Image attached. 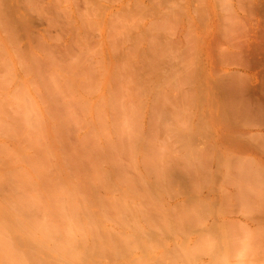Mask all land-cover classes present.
<instances>
[{"label": "rangeland", "instance_id": "obj_1", "mask_svg": "<svg viewBox=\"0 0 264 264\" xmlns=\"http://www.w3.org/2000/svg\"><path fill=\"white\" fill-rule=\"evenodd\" d=\"M169 9L168 0H0V104L9 107L0 109V264L37 255L42 264H264V203L229 199L231 185L216 190L208 159H194L181 85L190 56Z\"/></svg>", "mask_w": 264, "mask_h": 264}, {"label": "bare ground", "instance_id": "obj_2", "mask_svg": "<svg viewBox=\"0 0 264 264\" xmlns=\"http://www.w3.org/2000/svg\"><path fill=\"white\" fill-rule=\"evenodd\" d=\"M163 1H165V0H163ZM168 1H170V6H173L175 8L176 15H177L178 21H179V24L176 23V25L178 24L179 28H180L179 44L182 48V50H180V51H182V54H184L185 56H187L188 54L190 56V58L188 59L189 61L187 62V60H186L185 65L183 64L184 60L182 62L180 61L182 64L180 62L179 63L181 65H183V66H181V74H183L186 77V78L185 77L184 78L187 80V82L185 83L186 85H184V84H181V85H183L182 86L183 88L185 86H188V90H185L184 92H187V94L190 95L189 98L187 97L188 95L185 97H187L190 100V102H191L190 105L192 107V109H191L192 110L191 111L192 112L191 113L192 114V117H191L192 127L190 128V131L192 130L191 131L192 137L189 136L190 137L189 139L192 138L190 141L192 142V146H193L192 148H193L194 154L196 155V157H194L195 155H193V157L196 161H198V163H199L198 165H201V166L205 165V164L203 165V163L205 161L207 162V160H205V158L208 159V163L205 162L206 164H208V166H206V167L209 170H211L212 185L215 187L216 190L219 191V189L222 187L227 188V187H229L227 185L230 184L232 188H230V189L227 188V190H228L227 197H229V199H231V200L234 199V198H232L233 192H234V195L238 196V199H237L238 201L239 200L242 202L244 201V204H242V206H244L248 202L249 204H251V206L254 207L253 204L255 202H258V203H255V207L258 204L259 205L258 209H259L260 204L264 203V0H168ZM165 3L167 4V1ZM166 6H169V5H166ZM166 6H165V8H166ZM170 10H174V9H169V11ZM175 11H170L169 13L172 12V15H173L175 13ZM163 15H165L166 20H167V18H168V20L171 19L170 18L171 15L167 14V12L165 14L163 12ZM167 15H170V17ZM176 15L175 14L173 15L174 19L177 18ZM173 18L171 19L172 21H174ZM168 20H167V22H168ZM176 20H175V22H178ZM163 22H164V19H163ZM170 22H168V25ZM175 22H173V23H175ZM164 24H166V23H164ZM175 29L176 28H174V30ZM178 33H179V31H178ZM170 41H171V39H170ZM167 42H168V40H167ZM172 43H173V41H172ZM166 45L168 46V43ZM176 45H178V44H176ZM180 46H178V47H180ZM176 49L177 48L174 45V49L172 51L175 50L174 53L176 52V54H177L179 49H177V51H176ZM169 52H170V50H169ZM187 52H189V53H187ZM182 54H179V55L181 56ZM171 56H173V55H171ZM180 56H178V58ZM178 58L176 60H179ZM180 58H183V56H181ZM166 59L168 60L169 57ZM1 60H2V58L0 59V62H1ZM176 60H175V62H176ZM7 61L9 62L10 60H7ZM19 62H22V61H19ZM3 63H4V61L2 62V64ZM2 64H1V67H3ZM5 64L6 63H4V67L6 66ZM22 64H23V62H22ZM169 64H170V61H169ZM169 64H167V65H169ZM179 66L180 65H178L177 70H178ZM4 67L0 69V71L2 73H3V71L7 70L6 69V70L2 71V69H4ZM29 67H31V66H29ZM29 67H27V71H28ZM164 69L165 68H163V70ZM23 70L25 71L26 69L23 68ZM27 71H25V72H27ZM178 72L175 71V73H178ZM2 73H1V75H2ZM30 73H33V71L31 72V70H30ZM30 73H28V74H30ZM4 74H3V76L5 78ZM175 75L173 74V76H175ZM11 78H14V77L11 76ZM11 78L9 77V79H11ZM182 80H183V78H182ZM186 80H184V81H186ZM31 81H33V80H31ZM182 83H183V81H182ZM19 86H21V85H19ZM182 87H180V88H182ZM18 88L20 89V87H18ZM22 89H23V87H22ZM32 89H34V88H32ZM25 91H27V90H25ZM15 92H16V89H15ZM15 92H13V93H15ZM22 92H24V91H22ZM22 92H20L19 94H22ZM0 94H2V93H0ZM23 94H25V92ZM23 94L21 95V98H22ZM4 96H6V92H4ZM4 96L2 97V99L4 98ZM17 96H18V94H17ZM14 97H15V95H14ZM15 98H17V97H15ZM15 98H14V100H15ZM21 98L20 97L17 98L18 100L19 99L20 100L19 101L16 100V101L17 102L22 101ZM2 99H1V101H2ZM28 101H30V100H28ZM0 103L3 104L4 102L3 103L0 102ZM16 103H15V105H16ZM1 104H0V109L2 112V110L5 111V108L7 105L6 106H4V105L7 103H5L3 105L4 109H2L3 106L1 108ZM21 104L24 105V103H22V102H21ZM12 105H13V103H12ZM19 105H20V103H19ZM190 105H188V106H190ZM31 106H32V104H31ZM34 106L36 107V105H34ZM17 107H18V105H17ZM186 108H188V107H186ZM12 109H14L13 111L15 112L16 109L13 108V106H11V110ZM18 109H20V108H18ZM4 111L2 112V114L5 116L8 113L4 114L5 113ZM18 111L19 110H16L14 116H16ZM24 112H25V110H24ZM29 113H28V115H30ZM9 114H10V111H9ZM18 114L20 116V114H22V112L18 113ZM34 114H35V110H34ZM11 115L12 114H10L9 117H11ZM22 115H21V118L23 117ZM14 116H12V119ZM31 116H33V115H31ZM40 117L41 116H39V118ZM33 118H35V117H33ZM0 119H2V118H0ZM7 119H8V117H7ZM14 119H16V117ZM2 121H3V119L0 121L1 124L4 122V121L3 122ZM10 122H12V120ZM28 122H29V120H27V123ZM31 122H32V119H31L30 123H28V125H26V126H29L31 124ZM5 123H6L5 126L8 127L9 125H7L6 121H5ZM12 123H10V124H12ZM34 124H36L35 121H34ZM12 125L9 126V128L12 127ZM19 126L20 125H18V128H19ZM37 126H38V124H37ZM3 127H4V125L2 126V128ZM32 128L33 127H31V131H32ZM27 129H30V128L27 127ZM37 130H39V129H37ZM167 130H169V129H167ZM0 131H2V129ZM19 131H20V129H19ZM34 131H36V130H34ZM7 132H9V130ZM9 133H12V132L10 131ZM9 133H8V135H9ZM23 135H24V132H23ZM19 136H22V135L19 134L18 137ZM186 138L188 139V136ZM22 139H24V137H22ZM32 141H33V138H32ZM190 141H189V143H191ZM29 143H31V142H29ZM3 145H4V143L2 144V148L5 149V147H6V150H4L6 152L8 147L5 145L3 146ZM20 146H22V145H20ZM27 146L30 147V145H27ZM0 148H1V146H0ZM26 150H27V148H26ZM8 151H9V149H8ZM24 151H25V149H24ZM193 151H191V152H193ZM5 152H4V155L6 154ZM9 154H11V153H8V156L5 155V157L6 156L9 157ZM170 154L172 155V153H170ZM185 155H187V154H185ZM190 155H192V154H190ZM14 157L16 158L17 156H14ZM14 157H13V159H15ZM28 158H29V156H28ZM13 159L11 158L9 160L11 161V163L14 164V162L12 161ZM22 159L23 158H21V161L24 160V159L23 160ZM182 159L183 158H181V160ZM30 160H32L31 156H30ZM188 160H190V159H188ZM188 160H187V163L189 164V162H191V161L188 162ZM195 160H194V162L193 161L192 162L197 164V162H195ZM187 163H186V161H184V164H186L185 168H187V166H188ZM191 164H189L190 168H191ZM47 165H48V163H47ZM5 166H6V164H5ZM201 166L199 167L200 172H201V169H200ZM193 167H195L194 164H193ZM48 168H49V166H47L46 171L49 170ZM202 169H203V167H202ZM186 170H185V172H186ZM188 170H190V169L188 168ZM196 171H197V174L199 175L200 174V173H198L199 171L198 170H196ZM9 174H11V171ZM13 176H11V177H13ZM185 177H186V175H185ZM14 178H15V176H14ZM183 178H184V176H182V179ZM193 178H194V176H193ZM11 179H13V178H11ZM11 179H9V180H11ZM6 180L7 179H5V181ZM9 180L6 182L7 183L6 185L9 184L8 183ZM1 181H2V179H1ZM1 181H0V184H1ZM16 181L17 180H15L13 182L16 183ZM22 182H26V181H22ZM27 183H30V182L27 181L25 183L26 186H27ZM3 184H4V181H3ZM199 184H201V182ZM204 184H205V182H204ZM2 185H1V187H3ZM13 185H15V184H13ZM29 185H31V184H29ZM29 185H28V187L32 188L31 186L33 185V182H32L31 186H29ZM8 186H10V185H8ZM10 187H12V185ZM5 188H7V187L5 186ZM13 189L10 191H15V189L14 190ZM197 189H199V187ZM8 190H9V187H8ZM225 191L226 190H224V192ZM199 193H201V192H199ZM14 194L16 195V197H18V195H19L18 193L17 194L14 193ZM15 195H13V196H15ZM224 195H226V193ZM223 196L220 195V193H219V199L225 200L223 198ZM235 196H233V197H235ZM237 196H236V198H237ZM19 199L22 200V198H19ZM21 200H19V201L21 202ZM216 200H218V199H216ZM226 200H227V198H226ZM226 200H225V202H227ZM237 200H236V202H237ZM19 201H17V202H19ZM32 202H33V199H32ZM259 202H261V203H259ZM200 203H201V201H200ZM239 203H241V202H239ZM6 204L8 205V203H6ZM11 204H14L13 201ZM205 204H203V205H205ZM237 204H238V202H237ZM215 205H217V204H215ZM218 205H219V203H218ZM225 205H227V203H225ZM229 205H231V204H229ZM262 205H264V204H262ZM251 206H249V207L251 208ZM13 207H10V208L14 209ZM244 207H242V208L244 209ZM253 207H252V210L250 209L248 212V213L252 214V216L254 215L255 218H252V220L258 219V217H259V214L256 215L254 213L255 209ZM262 208H264V207H262ZM16 210H18V209H16ZM16 210H15V212H16ZM245 210H246V208H245ZM253 210H254V212H251ZM260 211L258 210V211H256V213L257 212L259 213ZM222 213H224V212H222ZM225 213H227V212H225ZM262 213H264V212H262ZM22 214H23V212H22ZM243 214H242V216H243ZM23 215H25V214H23ZM229 215H231V211H230ZM262 215H264V214H262ZM245 216H247V214H245ZM250 219H251V215H250ZM260 220L264 221V218H262L261 215L259 217V221ZM18 223H20V221H18ZM24 233H26V231H24ZM26 234L28 235V233H26ZM31 236L33 237L34 235L32 234ZM29 237H30V235H29ZM26 238H27V236H26ZM15 239H17V238H15ZM26 240L29 242L28 239H26ZM69 243H66V244L68 245ZM30 244H32V242H30ZM33 244H34V248H36V246H37V245H35L36 243L34 242ZM62 245L64 247L67 246L64 244H62ZM72 245L73 244L71 242V246ZM39 246H41V245L39 244ZM31 247H30V249L33 250V247L32 248ZM83 247H85V245ZM37 248H38V246H37ZM63 248H61V249H63ZM65 249H66V247H65ZM1 250H3V249H1ZM9 250H11V248H9ZM31 250L29 252H31ZM35 250H37V249H35ZM39 250H40V247H39ZM50 250H52V249H50ZM54 250H56V249H54ZM19 253H21V252H19ZM26 254L32 255L28 252ZM25 255H23V256H25ZM27 255H26V257L30 258V256H27ZM32 256H31V258H32ZM37 256H38L37 260H39L40 257H39V255H37ZM33 257H35V256H33ZM37 260H36V264H42V262L40 263V261H45L42 259V260H39V263H38ZM44 263L45 262H43V264Z\"/></svg>", "mask_w": 264, "mask_h": 264}]
</instances>
